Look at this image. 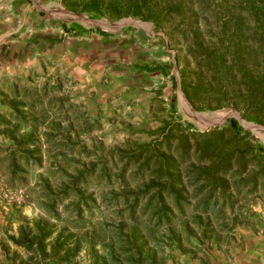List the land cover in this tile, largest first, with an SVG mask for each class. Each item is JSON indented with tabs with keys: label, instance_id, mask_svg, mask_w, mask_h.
<instances>
[{
	"label": "rangeland",
	"instance_id": "374dc122",
	"mask_svg": "<svg viewBox=\"0 0 264 264\" xmlns=\"http://www.w3.org/2000/svg\"><path fill=\"white\" fill-rule=\"evenodd\" d=\"M97 1L103 5L86 12L104 15L101 21L67 17L53 9L49 12L62 16L64 23L71 17L77 19L85 28H76L77 32L65 34L64 39L76 41L94 33L106 36L102 54L94 52L103 56V67L87 70L83 78L89 75L91 80L103 81L108 95L100 94L98 100L94 89L90 96L82 95L86 90L76 92L75 80L57 73L49 62L47 68L32 70L28 85L33 91L27 100L30 121L23 123L16 135L18 140L31 135L36 145L24 149L4 131L14 122L5 124L11 117L10 104L0 101V264H6L1 250L7 235L17 234L19 224L32 226L37 222L53 227V237L61 231L70 245L79 242L80 252L70 264H96L98 258L109 257L111 246L126 264L138 247H142L143 258L153 264H256L259 256L252 254V239L260 231L264 234V154L258 149L259 144L264 146V128L247 120L253 109L235 94L239 78L234 72L233 77L222 79L219 87L228 93L222 97L212 70L194 56L192 45L197 40L205 47L230 42L242 23L244 28L238 35L249 36L257 21L246 14L243 0H147V5L161 13L162 22L157 24L132 15L110 18L107 0ZM178 1L184 5L182 14L164 13L168 3ZM78 15L88 14L80 9ZM141 28L147 33L143 37L136 35ZM241 40L235 37L231 42L243 43L245 66L260 73L264 61L255 57L249 42ZM143 64L163 65L165 72L138 69ZM180 72L188 83L187 101L178 88ZM173 76L176 87L171 83ZM173 94L175 116L169 110ZM233 110L242 118L245 134L232 142L248 154L242 160L234 156L230 170L220 173L215 187L199 183L196 168L209 161L196 154L194 143L209 137L213 128H223ZM261 119L264 123V114ZM165 120L178 121L181 130L175 133L187 131L193 148L186 159L180 158L176 141L164 149L179 165L188 202L184 211L178 212L168 197L175 216L169 224H160L152 215L153 207L146 209L143 199L134 215L130 214L125 196L138 189L151 172L146 170L143 175L134 163L122 171L118 153L153 141L150 132ZM224 139H232L231 134L226 132ZM31 151H36L34 158L21 154ZM13 159L16 171L11 166ZM80 172L85 174L76 182ZM78 201L82 216L77 212ZM52 206L54 211L49 209ZM56 213L60 220L54 218ZM120 227L126 235L133 233L135 250L122 249L125 244ZM260 241L264 244V239ZM15 251L23 252L11 244L10 252Z\"/></svg>",
	"mask_w": 264,
	"mask_h": 264
},
{
	"label": "trees",
	"instance_id": "16d2710c",
	"mask_svg": "<svg viewBox=\"0 0 264 264\" xmlns=\"http://www.w3.org/2000/svg\"><path fill=\"white\" fill-rule=\"evenodd\" d=\"M147 0H107L106 7L108 8L109 16L115 19H120L124 16H135L146 21H152L154 24L159 23L161 19V13L156 12L151 6L147 5ZM244 10L246 14L252 16L256 21V30L253 31L249 36L238 35L240 30H243L244 24L242 23L237 26L239 33H234L229 38L230 42H221L217 47H205L200 41H194L192 48L193 54L199 59L204 60L208 69L212 70V76L217 84V88L222 97H227L228 93L224 89H220L222 79H228L233 77L232 73L236 78H239L235 84L238 90L237 97L246 104L247 107L252 108L253 111L247 117V120L257 124L264 125L261 115L264 114V69L255 72L254 70L247 68L244 63L246 55L242 53V45L240 41L234 45V41L231 42L232 38L239 37L244 38V43L252 46L256 52V58H262L264 61V0H243ZM100 4V3H99ZM97 0H87L82 3L84 10L94 9L101 7ZM184 5L181 1L175 3H168L164 13L168 14H182ZM107 13V14H108ZM98 16V15H97ZM101 16V15H100ZM162 22V21H160ZM238 22V21H237ZM241 25V26H240ZM237 32V31H236ZM242 41V40H241ZM244 58V59H243ZM261 60V59H259ZM264 65V64H263ZM138 69L147 72L159 71L160 73L165 72V66L163 65H148L143 64L138 66ZM181 82V90L185 97L188 98V83L183 78L181 72L179 73ZM171 83L176 87V80L173 76ZM14 84L9 87V92L13 97L11 99H2L10 104L8 109L10 110V117L8 121H4L5 124L14 122L13 125L4 129L6 134L11 138L18 140L16 135L23 129L25 122H29L30 113L28 98L31 96L33 87L28 84L22 85ZM233 94V93H229ZM6 97V96H5ZM18 97H20L18 99ZM170 113L175 116L177 114L176 106V95H172L169 102ZM24 123V124H23ZM190 125V123H189ZM11 128L9 129L8 128ZM181 124L175 120H165L156 129L152 130L150 134L154 136V140L148 143H142L133 149L127 151H119V158L123 162L122 171L127 170L132 163L137 166L136 171L143 172L149 170L151 175L146 179L142 185L133 191L127 193L126 202H129L130 214L134 215L136 208L141 203V199L145 200V208L150 209L153 207L152 215L158 221V223L169 224L172 217L175 216V211L171 207V204L167 200L171 197L174 201L176 210L178 212L184 211V205L188 202L185 195V187L183 185V176L181 175L179 165L172 158L171 155L166 154L164 150L166 147L170 148L173 141L177 143V149L180 153V158L186 159L190 157L192 148L198 153L203 159L209 161L204 166L196 168L195 175L197 181L210 184L211 187H215L218 179H220V173L228 172L231 168V161L234 156H238L239 159H244L248 153L246 151L239 150V147L232 141L243 136L245 134L244 128L240 125L239 121L230 117L227 119L223 128H213L210 132V136L204 140H197L192 147L190 135L187 131L180 134L181 130L179 127ZM198 132V131H197ZM228 132L231 134L232 139L225 140L224 134ZM199 133V132H198ZM206 133V131L202 132ZM200 134V133H199ZM27 139L18 140V148L24 149L28 146H35L36 141L31 136H26ZM258 149L260 154H264V146L259 144ZM18 151V150H17ZM36 151L23 152L21 153L26 158H34L33 155ZM14 154H16L14 152ZM13 154V157H14ZM12 157V158H13ZM23 157V156H22ZM15 158V157H14ZM11 166L16 171L18 169L15 159L12 160ZM244 167V166H243ZM85 173L80 172L76 176V182L84 176ZM206 186V185H205ZM86 204L88 201L81 198ZM78 201L77 212L82 216L83 209L82 203ZM54 211V207H50ZM54 218L60 220L58 213L54 214ZM54 229L46 225H40L35 223L32 226L29 224H19L17 227V234H8L7 239L2 244V253L4 254L3 260L6 264H70L71 260L74 259L80 252L81 246L79 242H73L70 245V239L63 236L60 231L55 237H53ZM120 234H124L122 227H120ZM133 233L124 234L122 241L125 245L122 249L125 252H130L134 249L135 243L133 241ZM11 244L15 248L21 249L23 252L17 251L11 253ZM143 246V245H142ZM109 251V257L103 256L102 259L98 258L96 264H126L122 261L120 256H117L115 249ZM142 247L136 248V255L127 258L128 264H153L151 261L143 258ZM135 250V249H134ZM107 256V255H106Z\"/></svg>",
	"mask_w": 264,
	"mask_h": 264
},
{
	"label": "crops",
	"instance_id": "0c3cea01",
	"mask_svg": "<svg viewBox=\"0 0 264 264\" xmlns=\"http://www.w3.org/2000/svg\"><path fill=\"white\" fill-rule=\"evenodd\" d=\"M86 1L0 0V101L4 98L11 99L13 95L9 92V87L14 84L30 83L32 70L47 68V62L52 64V69L57 68V73L75 80L76 92L86 90L82 95L90 96L89 92L94 89L96 97L99 95L98 100L101 98L100 94L102 97L108 95V87L103 81L91 80L89 75L83 78L87 70L93 68L99 71L97 69L103 67L104 58L100 51L105 49L103 39L106 36L94 33L81 36L76 41L64 39L65 34L69 35L80 28L81 30L85 28L77 19L71 17L69 23H64L61 20L62 16L51 15L49 12L53 9L67 17L77 15L76 17L80 16L83 20L86 18L101 21L99 18L104 15H90L83 9L81 4ZM80 9L88 15H78ZM144 34L147 33L142 28L136 32V35L142 37ZM94 52L101 54L96 55ZM104 87H107V90ZM262 239H264L262 231L255 234L252 239L255 245L251 249L252 254L255 257L259 256L256 258V264H264V244L260 241Z\"/></svg>",
	"mask_w": 264,
	"mask_h": 264
},
{
	"label": "water",
	"instance_id": "95a60500",
	"mask_svg": "<svg viewBox=\"0 0 264 264\" xmlns=\"http://www.w3.org/2000/svg\"><path fill=\"white\" fill-rule=\"evenodd\" d=\"M141 21H143V20H141ZM173 69H174V71H176V65H175V61L173 60ZM176 73V72H175ZM178 88L181 90V87H180V85H178ZM182 91V90H181ZM181 94H182V98L185 100V101H187L186 100V98H185V96H184V94H183V92H181ZM188 103V102H187ZM188 105L190 106V108L192 109V111L193 112H195V113H198L189 103H188ZM233 114H231V116L232 117H234V118H236L238 121H239V123L245 128V126L242 124V118L240 117V115L236 112V111H234L233 110ZM229 115H227L226 117H228ZM226 117L224 118V120L226 119ZM223 120V121H224ZM222 121V122H223ZM257 126H259L260 128H264V126H262V125H260V124H256Z\"/></svg>",
	"mask_w": 264,
	"mask_h": 264
},
{
	"label": "bare ground",
	"instance_id": "6f19581e",
	"mask_svg": "<svg viewBox=\"0 0 264 264\" xmlns=\"http://www.w3.org/2000/svg\"><path fill=\"white\" fill-rule=\"evenodd\" d=\"M217 115V114H216ZM227 116V115H226ZM220 117H221V115H220ZM219 118V117H218ZM222 118V117H221Z\"/></svg>",
	"mask_w": 264,
	"mask_h": 264
}]
</instances>
